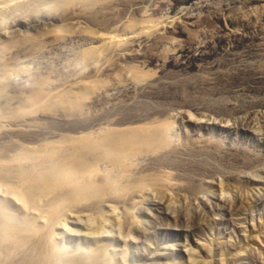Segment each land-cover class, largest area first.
Masks as SVG:
<instances>
[{
  "label": "bare ground",
  "instance_id": "1",
  "mask_svg": "<svg viewBox=\"0 0 264 264\" xmlns=\"http://www.w3.org/2000/svg\"><path fill=\"white\" fill-rule=\"evenodd\" d=\"M117 1L0 0V264H140L136 259L155 264V258L171 264L167 246L150 245L147 251L131 253L127 243L132 234L150 232L136 218V209L158 208L162 201L157 194L169 197L175 186L168 172L138 168L143 157L156 161L176 151L182 158L188 149L174 132L175 124L159 117L146 120L143 110L131 114V103L125 105L130 109L124 116L88 123L94 100L109 103L111 90L144 88L152 79L124 63L110 74L113 80L96 69L126 43L157 36L160 24L143 13L126 17L122 34L92 33L81 23L84 19L76 24L71 17L61 25L70 36H64L60 26L35 30V36L9 34L25 16L32 17L23 23L30 30L48 21L52 12L69 8L85 12L88 19L106 16ZM13 16L16 22L11 27ZM31 60L45 63V71L41 66L30 70ZM56 61L63 62L56 66ZM90 69L96 72L87 78ZM59 112L60 128L40 122L47 117L58 120ZM185 123L224 127L205 118ZM206 193L198 191L195 198L205 201ZM70 219L82 228L77 232L84 242L63 239L69 234L65 222ZM112 229L125 233L115 237ZM192 255L188 254L190 263L196 264Z\"/></svg>",
  "mask_w": 264,
  "mask_h": 264
},
{
  "label": "rangeland",
  "instance_id": "2",
  "mask_svg": "<svg viewBox=\"0 0 264 264\" xmlns=\"http://www.w3.org/2000/svg\"><path fill=\"white\" fill-rule=\"evenodd\" d=\"M117 2L106 16L94 14L92 20L77 8L55 11L48 21L30 30L23 23H30L31 16L19 25L13 16L10 26L15 25L9 34L47 32L54 26L65 31L63 19L71 17L76 24L84 19L81 23L92 33L122 34L124 21L143 13L160 24L157 36L126 43L120 53L96 69L110 78L124 63L152 79L144 88L111 90L109 103L104 98L96 104L94 100L93 119L88 122L93 125L124 116L130 109L125 105L131 103V114L143 110L146 120L159 117L174 123V132L188 149L180 159L175 151L156 161L139 160L140 172L149 168L168 172L175 186L169 197L157 194L162 201L158 208L136 209V218L153 234H132L135 239L129 240L127 249L132 253L147 251L150 245L167 246L171 264H191L188 254H193L196 264H264V0ZM62 34L70 36L66 31ZM62 62L56 61V66ZM38 63L27 61V66L30 70L41 66L45 71V63ZM96 70L85 72L86 77L92 78ZM58 116V120L47 117L40 122L60 128L63 115L59 112ZM189 118L220 121L224 127L185 123ZM198 191L208 192L205 201L195 198ZM65 227L69 230L63 238L66 242L73 238L85 241L78 237L82 228L74 221L67 220ZM118 232L115 229L111 234L125 233ZM155 264L163 263L155 258Z\"/></svg>",
  "mask_w": 264,
  "mask_h": 264
}]
</instances>
